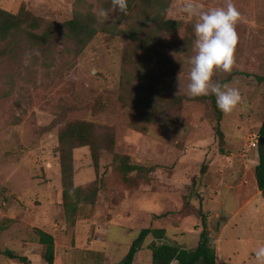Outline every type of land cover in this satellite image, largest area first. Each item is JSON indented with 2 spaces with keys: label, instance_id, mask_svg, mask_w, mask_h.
I'll list each match as a JSON object with an SVG mask.
<instances>
[{
  "label": "rangeland",
  "instance_id": "obj_1",
  "mask_svg": "<svg viewBox=\"0 0 264 264\" xmlns=\"http://www.w3.org/2000/svg\"><path fill=\"white\" fill-rule=\"evenodd\" d=\"M184 2L171 0L167 17L183 21L191 31L183 26L178 34H163L175 45L158 47L159 62L149 65L154 80L145 78L146 69L134 70L168 101L173 96L194 98L187 84L196 20L181 11ZM194 2L206 10L226 7L227 0ZM232 2L243 17L236 26V66L230 73L218 70L214 82L227 80L238 87L243 103L230 114L221 111V119L209 97L184 98L158 111V121L143 130L144 121L120 99L126 43L115 31L98 33L82 52L61 36L43 45H30L20 36L16 42L0 39V264L13 259L6 256L10 253L30 257L32 264H47L35 228L55 237L58 264H111L123 260L145 227L165 228L162 242L187 249L197 246L202 230L196 227L201 223L182 213L188 200L196 208L209 200L203 210L208 217L214 211L209 220L213 238L221 225L239 219L234 213L245 195L228 190V185L239 190L252 184L259 158L249 137L259 135L263 121L264 84L243 72L264 76V0ZM103 4L104 0H0L7 11L17 13L24 6L46 23L65 22L77 11L98 16L101 9L108 11L106 18L98 16L106 25L116 23V15ZM188 36L193 41L185 46ZM6 48L9 51L1 53ZM179 74L184 85L180 93ZM219 119L226 139L223 151L216 133ZM72 120L94 122L99 133L112 132L115 144L110 149L102 143L98 170L89 146L73 151L75 184L87 186L97 180L102 187L94 206H84L80 217L68 220L62 205L58 133ZM116 155L158 165L152 180L137 188L122 184L120 172L110 170ZM209 163L214 170L205 178ZM220 200L225 205L218 209ZM233 229L230 225L223 234L224 243ZM237 230L241 237L235 239L236 250L224 254L230 264L255 256L244 228ZM154 240L153 235L147 237L135 264H152ZM22 263L14 258L12 264Z\"/></svg>",
  "mask_w": 264,
  "mask_h": 264
},
{
  "label": "trees",
  "instance_id": "obj_2",
  "mask_svg": "<svg viewBox=\"0 0 264 264\" xmlns=\"http://www.w3.org/2000/svg\"><path fill=\"white\" fill-rule=\"evenodd\" d=\"M171 0H128L127 13L113 12L111 0H104L105 9L111 10L116 15V23L109 26L97 16L96 13L88 11H77L73 18L65 22H50L36 16L24 6L17 13H12L0 6V39L17 41L22 37L30 45H43L48 43L54 37H59L72 42L77 52H82L94 37L103 31H115L125 39V46L122 52L123 75L121 80V96L123 104L129 106L139 118L144 121L141 128L147 129V125L157 122V112L169 105H178L186 96H173L171 100H164L163 94L155 90V85L147 86L143 77L135 76L134 70L146 69V77L154 80L155 77L149 72V65L158 64V47L174 46L175 43L169 41L163 34H178L183 26L191 31L190 26L181 20L167 17ZM193 36L185 38V46L193 41ZM7 50H3L4 53ZM246 75H253L259 83L264 84V76L243 72ZM139 79V80H137ZM227 80L222 81L224 84ZM212 100L215 110L220 114L221 110L216 103V97L199 96L186 99ZM216 126V133L223 151L225 135L222 130L221 120ZM60 165L62 172V199L66 218L75 219L82 215L84 206H94L98 200L100 187L102 185L95 182L87 185H76L74 182V162L73 151L81 146H89L94 166L98 170L99 151L103 147L102 143L113 149L115 138L112 132L106 131L99 133L94 122L86 120H72L66 123L58 133ZM259 158L255 167L257 186L264 198V117L259 129ZM114 166L111 171L120 172L122 184L129 188H137L142 183H148L152 180V173L158 165L148 166L139 161H132L129 156L116 155ZM189 201V202H188ZM184 204L182 213L185 217L196 216L202 226L200 240L196 247L187 249L179 244L162 242L166 230L165 228H142L138 236L133 240L127 254L119 263L111 264H135L137 253L143 248L149 235H153L155 240L151 242L152 264H172L177 261L178 264H216L217 252L210 245V236L208 231V215L204 212L202 206L195 207L191 200ZM85 216H88L85 215ZM37 241L43 246L44 258L47 264L55 263L56 243L55 237L41 229L35 228ZM6 256L20 259L28 263L25 256L14 255L12 253Z\"/></svg>",
  "mask_w": 264,
  "mask_h": 264
},
{
  "label": "clouds",
  "instance_id": "obj_3",
  "mask_svg": "<svg viewBox=\"0 0 264 264\" xmlns=\"http://www.w3.org/2000/svg\"><path fill=\"white\" fill-rule=\"evenodd\" d=\"M111 4L113 12L127 13L128 0H111ZM181 11L196 20L193 26L195 55L189 60L187 91L193 97L214 95L218 108L230 114L243 103L241 91L230 84L214 82V76L218 70L230 73L236 66L239 39L236 26L243 20L242 14L232 0H227L226 7L206 10L194 0H185ZM98 16L106 18L108 11L101 9ZM178 88V93L184 90L181 74ZM254 255L258 264H264V246L256 248Z\"/></svg>",
  "mask_w": 264,
  "mask_h": 264
},
{
  "label": "crops",
  "instance_id": "obj_4",
  "mask_svg": "<svg viewBox=\"0 0 264 264\" xmlns=\"http://www.w3.org/2000/svg\"><path fill=\"white\" fill-rule=\"evenodd\" d=\"M213 164L209 163V168L207 170V173L205 175V178L209 177L213 173ZM234 186L228 185V190L230 191H236L237 193H243L245 195V199L243 203L238 207L237 211L234 213L235 216H239V219L237 221L233 222L231 219L229 221V224H224L221 225L219 232H217V235L215 238L212 237V234L209 233L210 236V245L213 246L216 249L217 252V261L216 264H230V260H227L225 258L224 254L225 253H233L236 249L234 245L236 244L237 240L241 237L240 233L238 232L237 229L239 227H243L245 231V236L247 237V246L250 250H255L259 246H264V238L260 239V235L264 234V198L262 197L261 191L259 190L257 186V180H256V175L254 173V181L252 184H247L244 186V188H241L239 190H234L232 188ZM255 187V188H254ZM256 187H257V192H256ZM211 188V187H209ZM207 201V203H206ZM204 203H206L209 207V200L205 199L203 201V209L204 208ZM224 202L222 200L219 201V207L220 209ZM217 210V209H214ZM214 212V211H213ZM209 211V217H208V231L210 232V225H209V220L212 217V213ZM217 213V212H216ZM232 226L236 228V230H232L230 232L231 238L227 242H223L222 237L225 231L229 226ZM201 225H197L196 231L202 230ZM237 239V240H235ZM177 243V242H176ZM41 245V244H40ZM182 246V244H179ZM42 246V245H41ZM196 247V246H195ZM43 248V246H42ZM194 248V247H193ZM1 252V251H0ZM42 254V253H41ZM254 255V253L252 254ZM251 255V256H252ZM40 255L39 257H41ZM37 259H40V258ZM28 258V263L27 264H32L33 260L30 257ZM255 256L253 258H249L247 262L243 264H248L254 262ZM14 259L7 260V262H2L3 264H12ZM23 264V263H22ZM26 264V263H25ZM54 264H58L55 262ZM172 264H178L177 261H173Z\"/></svg>",
  "mask_w": 264,
  "mask_h": 264
},
{
  "label": "built area",
  "instance_id": "obj_5",
  "mask_svg": "<svg viewBox=\"0 0 264 264\" xmlns=\"http://www.w3.org/2000/svg\"><path fill=\"white\" fill-rule=\"evenodd\" d=\"M249 139H250L252 147H258V145H259V135L252 134V135H250Z\"/></svg>",
  "mask_w": 264,
  "mask_h": 264
}]
</instances>
